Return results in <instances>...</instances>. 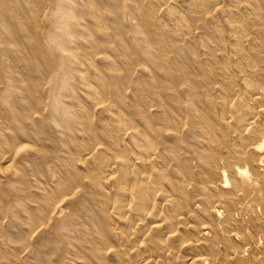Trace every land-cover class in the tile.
<instances>
[{"label": "bare ground", "instance_id": "6f19581e", "mask_svg": "<svg viewBox=\"0 0 264 264\" xmlns=\"http://www.w3.org/2000/svg\"><path fill=\"white\" fill-rule=\"evenodd\" d=\"M49 1L50 27L31 40L27 27L37 33L42 0H0V144L8 146L0 160L21 152L35 164L13 175L0 164V264H175L205 247L214 253L222 231L214 218L232 220L246 191L231 188L228 173L250 167L259 177L264 163V0H242L247 12L232 13L227 28L216 15L222 0L185 1L187 26L175 15L177 0H161L172 26L157 23L153 0ZM126 13L141 20L128 43ZM6 130L11 140H50L51 152L26 159L21 145L4 141ZM49 162L52 193L38 184ZM260 233L254 264H264Z\"/></svg>", "mask_w": 264, "mask_h": 264}, {"label": "rangeland", "instance_id": "374dc122", "mask_svg": "<svg viewBox=\"0 0 264 264\" xmlns=\"http://www.w3.org/2000/svg\"><path fill=\"white\" fill-rule=\"evenodd\" d=\"M76 2H81L80 0H75ZM93 2H95L96 0H92ZM149 0H143V3L146 4ZM159 0H153L151 3H153L154 5V16H158L161 18V22H159V19L156 20L158 24H165V25H169L172 26L173 22L171 21V19L167 16L164 15L165 13V9L166 6L164 5V1H161V3L158 2ZM185 1L188 0H177V2L175 3L174 7V11H175V15L177 16V18L181 19L185 25H188V22L191 23V16L189 13V10L187 9V5L186 3H184ZM224 3V9L219 11L218 13L216 12V15L218 16V19L220 21V27L223 28H227L228 26L231 25V21H232V13L236 12L238 9L242 12H247L246 10V3H243L242 0H222ZM49 0H42V5H41V10H39V13L37 14L38 18H39V29L37 31V33H34L33 29H31L29 26L27 27V33H28V37L32 40L33 38H36L40 33H45L47 32V28L50 27V15L52 12V5L49 3ZM30 3H23V6L25 9H27L29 7ZM83 8V9H88L91 10V8H89L87 5L86 6H82L81 4H79V8ZM30 9H34L33 4L31 5ZM95 10L94 13H98L97 14V18L102 16L106 19L109 18L107 12L105 11V9L103 10L102 8H93ZM124 11L126 12V10L124 9ZM194 16L196 17L197 15L194 14ZM207 16V15H206ZM138 16H133V15H128L126 13L125 17L123 16L120 21L121 24L124 25L126 33H121V38L123 37L124 40L128 43V39L130 38L129 35V29L130 27H134L137 26L139 24H141V20L139 18H137ZM129 18V19H128ZM88 19V18H87ZM109 22V27L111 29H113V27H111V23ZM81 29H83L82 27H80ZM88 28H92V25H89ZM187 30V28H186ZM40 31V32H39ZM97 31H94L95 37L98 39V35H97ZM113 33V32H112ZM202 33L198 30L195 29L194 30V35L197 37L198 42H200V35ZM153 36V35H152ZM16 41H18V38H16ZM207 43H217L218 40L216 38H207L206 39ZM128 52L129 53H133L135 50L133 48L132 45H128ZM131 48V49H130ZM18 51H20V55H23L25 59H29L30 56L29 54H27V52L24 51L23 47L18 46L17 48ZM101 52L102 49L100 48ZM113 57V58H112ZM111 59L109 60L111 63L115 64V65H120L123 69L124 66L121 63V59L117 58L116 55L112 54ZM132 59V57H131ZM129 60V59H128ZM107 60H105L106 62ZM27 62H29V60H27ZM26 62V63H27ZM96 66L100 69L102 67V63L95 59L94 60ZM22 63V62H21ZM29 64V63H27ZM97 75L98 76H103L101 70L97 71ZM20 77H22L23 79H26V75L25 74H19ZM43 77H45L43 75ZM49 79L48 77H45V80L42 82V85H44V88L48 89L49 88ZM79 84V83H78ZM91 84V83H89ZM25 82L21 83L19 85L20 88L24 87ZM95 85V84H92ZM41 90V89H40ZM78 92L81 93V96L84 97V93L81 92L80 90H78ZM41 94V91L39 92ZM43 93V92H42ZM44 114L47 115L48 112L45 109ZM35 119H37V115L34 116ZM19 124H22L23 127L25 128V130L27 131L29 128L27 126V122L25 120L22 119V121H19ZM0 126L2 131L5 132L4 129V125H2L0 123ZM52 129H54L55 131H57L58 129L52 124ZM41 132L42 130L39 129ZM7 133H5L3 139L4 141L7 139H9V147L10 148H16L18 146H22L23 147V151L25 153V158L27 157V155H33V153L36 154V156H38L41 160L43 161L44 159L47 158L46 154L47 152H51V147H52V142L50 140L44 139L41 140L42 143L40 144V141L37 139H32V140H28L26 137L25 138H18L17 140H11L10 138H8V131L6 130ZM30 141V143H28ZM34 141V142H32ZM0 146H2L5 150H7L8 146H5L3 142H1ZM20 154H16V155H11V154H5V159L0 160V164L1 163H5L3 166L10 172L11 174H15V173H26V174H30L29 171H32L35 164L34 162L30 161H22L20 159ZM0 156H2V154H0ZM27 159V158H26ZM40 161V162H41ZM263 163V162H262ZM54 164L53 162H49L47 164L43 163L42 164V173L38 175V184H43L44 186H46L47 191L50 193L53 192V185L49 182L48 179V173L50 171H53L55 174H57L56 169L54 168ZM264 164V163H263ZM262 164L261 166V171H260V175L259 177H257L255 175V173L253 172V170L249 167L248 169H242V170H236L234 173L230 174L228 173V179L230 180V186L232 188V185L234 184H239L241 186V188L246 189V191H244L242 193V197L240 200H238L236 202L235 206H232L231 209L234 211V217L232 218V220L229 221H225V219L223 218V220H221L222 222H219V218H214L215 225L219 226V229L223 231H229L228 229H230V233H226L223 234L222 231L220 233L221 237H220V243H218V246L216 248V250L214 251V253H211L206 247L204 248V250L200 253L199 250L198 251H191L186 257V259H182V257H175V264H191V262H188V256L192 257L194 255H199V254H205L208 257V264H238L237 261H239V259H243L245 261L244 264H254L253 263V255L251 254L253 252L254 249V245L252 244V242L256 239L262 236V234L260 233V229L262 231H264V215H263V208H262V199H263V189H264V165ZM32 174V173H31ZM45 174V176H44ZM6 176L5 172L0 170V182H4V177ZM31 176V175H30ZM32 180H34V177H31ZM236 184V185H237ZM233 185V188H234ZM3 186V185H2ZM29 191L34 192L35 189L31 188L29 189ZM29 191H25L23 193H29ZM9 200V199H8ZM14 199L11 198V202H13ZM225 214H226V210H225ZM53 217H56L55 215H52ZM225 216V215H224ZM3 226H6L7 224V220L1 221ZM219 230V231H220ZM2 232H7L6 228H3ZM246 241V243L248 242L249 244L244 246L243 248L240 245V241ZM32 243H35L34 238H32ZM192 250H195V248H193ZM56 252L52 253V257L50 258V260H48L49 262H55L57 260V255H55ZM233 254H237V256H233ZM27 255H23V257L25 258ZM68 264H76L73 263L72 261H68Z\"/></svg>", "mask_w": 264, "mask_h": 264}]
</instances>
